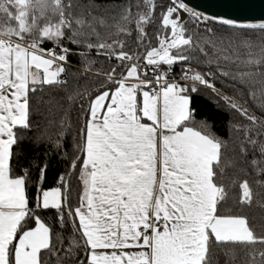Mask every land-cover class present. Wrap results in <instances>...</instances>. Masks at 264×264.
<instances>
[{
    "label": "snow or ice",
    "instance_id": "1",
    "mask_svg": "<svg viewBox=\"0 0 264 264\" xmlns=\"http://www.w3.org/2000/svg\"><path fill=\"white\" fill-rule=\"evenodd\" d=\"M216 6L0 0V264H264V14Z\"/></svg>",
    "mask_w": 264,
    "mask_h": 264
},
{
    "label": "water",
    "instance_id": "2",
    "mask_svg": "<svg viewBox=\"0 0 264 264\" xmlns=\"http://www.w3.org/2000/svg\"><path fill=\"white\" fill-rule=\"evenodd\" d=\"M220 0H192L193 5L200 6L202 9L207 8L209 11L223 10L216 5ZM234 5L228 9L235 14L240 15H261L264 14V0H228Z\"/></svg>",
    "mask_w": 264,
    "mask_h": 264
},
{
    "label": "trees",
    "instance_id": "3",
    "mask_svg": "<svg viewBox=\"0 0 264 264\" xmlns=\"http://www.w3.org/2000/svg\"><path fill=\"white\" fill-rule=\"evenodd\" d=\"M194 104L201 109L202 113L214 115V109H213L212 104L207 99H205L204 97H202V96L201 97H195L194 98ZM215 118H216L218 123H219V121H221L223 119L222 116H216Z\"/></svg>",
    "mask_w": 264,
    "mask_h": 264
}]
</instances>
